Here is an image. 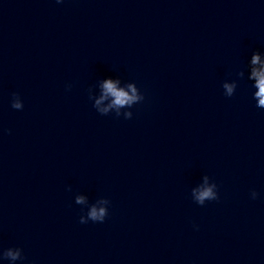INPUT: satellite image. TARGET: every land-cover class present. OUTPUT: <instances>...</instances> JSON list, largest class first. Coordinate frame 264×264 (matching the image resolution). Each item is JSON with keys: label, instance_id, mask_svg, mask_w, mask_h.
Instances as JSON below:
<instances>
[{"label": "clouds", "instance_id": "9594fccd", "mask_svg": "<svg viewBox=\"0 0 264 264\" xmlns=\"http://www.w3.org/2000/svg\"><path fill=\"white\" fill-rule=\"evenodd\" d=\"M62 2V0H57V3ZM251 64L253 66H258V67H253L252 68V73H251V78L255 79V87L258 89V91L255 92V97L258 99V108L264 109V62L261 61L260 55L259 54H254L251 59ZM118 82H114L111 79H107L103 82L102 88H103V93L104 95L101 96V100L105 98V96H112L113 99V105L114 107H122L126 104L130 105L132 102L141 99V97L136 95L137 89L133 85H129V89L131 91V95H129L128 91H125L124 89L118 88L117 87ZM226 89V96L231 97L234 94V87L235 85H229V84H224L223 86ZM13 99L11 102V107L17 110H21L23 108V103L21 102V99L19 97V94L13 93L12 94ZM97 104L100 103L98 100L96 102ZM108 109H101L102 113H107ZM132 113H127L125 114L126 119H130L132 117ZM119 117V113L116 115ZM208 177H205V183L207 184ZM217 188V185L215 183L211 185L204 186L200 189H194V196L195 200L199 205H204V202L206 200L212 201V200H217L218 193L217 191H214V189ZM257 193L253 190L251 192V197L255 199L257 197ZM106 203H110L109 200L105 201ZM76 203L77 204H83L84 203V198L83 197H77L76 198ZM108 215V209L104 207L97 208L96 205L90 206L89 210L87 211L86 215H82L80 217L79 222L81 224H86L89 220L93 222H103L105 218ZM0 258L7 259L10 261H17L23 259L22 256V250L17 249L16 251H13L9 249L6 253L3 255H0Z\"/></svg>", "mask_w": 264, "mask_h": 264}]
</instances>
